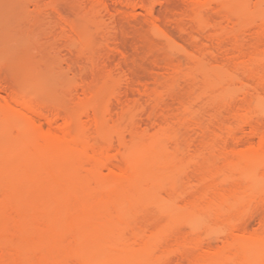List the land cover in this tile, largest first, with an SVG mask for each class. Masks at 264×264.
Masks as SVG:
<instances>
[{
    "label": "bare ground",
    "instance_id": "1",
    "mask_svg": "<svg viewBox=\"0 0 264 264\" xmlns=\"http://www.w3.org/2000/svg\"><path fill=\"white\" fill-rule=\"evenodd\" d=\"M112 1L154 13L145 0ZM263 5L194 0L173 19L183 32L190 21L210 55L229 64L205 69V44L191 35L200 45L182 47L196 66L169 59L168 79L137 90L151 105L145 126L138 112L126 122L122 89L107 100L80 79L67 103H48L0 77V264H264ZM61 20L68 44L92 50L90 35ZM233 84L238 102L225 98ZM198 90L212 97L207 110L194 106ZM213 228L223 235L217 244Z\"/></svg>",
    "mask_w": 264,
    "mask_h": 264
},
{
    "label": "rangeland",
    "instance_id": "2",
    "mask_svg": "<svg viewBox=\"0 0 264 264\" xmlns=\"http://www.w3.org/2000/svg\"><path fill=\"white\" fill-rule=\"evenodd\" d=\"M145 1L147 4L149 3L150 7L153 6L154 13L152 15L157 18L147 14V11L141 7L129 9L119 4L115 5L112 0H107L109 9L104 8L99 0H0V77L9 86L48 103H67L74 95L73 93L77 91L75 87L81 80L93 81L97 86L99 97L103 96L104 99L107 97V95L104 96L105 93L110 89L114 87L119 91L122 89L126 102V120L128 118L127 121L124 120L129 122V117L138 112L135 117L141 118L145 126L144 121L148 119H143L146 117L144 111L146 107L147 110H151V105L147 102L146 95V97L144 94L139 95L140 85L142 83L154 85L155 77L166 78L168 71L164 68L163 63L169 59L180 61L185 66H196L194 65L195 61L190 58L191 56L184 52L186 49L193 51L195 44L193 48L191 45L195 42H193L196 39L195 36L200 38L198 40H201L202 45L205 44L204 47L202 46L204 48L202 65L205 69L208 67L210 69L211 64L227 63V61L223 62L222 54H217L219 57L214 54L210 55L209 41L206 42L207 40L202 38L198 32L192 31L195 29L190 21L183 23L187 32L181 31L180 25L177 24V26L173 22L174 18L192 6L194 0ZM52 5L55 7L53 8ZM57 12L62 16L60 17ZM62 17L72 19L80 30L91 36L96 43L93 45L96 46H93L92 50L91 47L85 48L89 52L84 53L85 49L80 42L73 41L75 44L72 42L68 44V41H65L68 39L65 38L67 33L63 32ZM60 24L63 28H60ZM183 24L182 26H184ZM189 34L190 37H188ZM191 35H195V38L190 41ZM195 43L199 44L198 41ZM182 45L185 46V50ZM80 48H83V52L79 50ZM197 48L196 50H198ZM201 53L200 55H202ZM95 64L96 66H94ZM197 64L199 66V63ZM202 65L200 67L203 68ZM197 75L205 76L200 69L197 71ZM208 76L210 77L207 73L206 77ZM118 79L123 80L119 81ZM237 86L230 87L234 89L231 95L225 97L227 100L238 102L240 94ZM73 88L76 90L74 91ZM208 96L202 95L200 90L196 91L194 106L197 109L205 108L207 110L209 106L211 107L209 101L212 99V97L208 99ZM167 103L170 106H176V103L170 99H167ZM111 105L116 111L123 109L115 100H112ZM159 111L158 109L157 112L159 113ZM195 132L196 129L193 126L188 128L189 135L195 137ZM19 134L21 139L26 136V131L21 130ZM20 143V141L15 143L17 148L14 149L15 154L12 155V159L21 157L19 155ZM254 215L246 217L247 225L250 228L259 226L260 213ZM182 228L184 230L191 229L187 223L183 224ZM204 229L203 234L207 233L209 228ZM212 230L208 233L212 236L209 238L217 244L222 238L219 233L221 231L216 233L218 228Z\"/></svg>",
    "mask_w": 264,
    "mask_h": 264
}]
</instances>
